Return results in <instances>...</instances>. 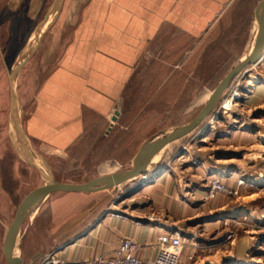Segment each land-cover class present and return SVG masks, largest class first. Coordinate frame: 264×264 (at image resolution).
Listing matches in <instances>:
<instances>
[{
  "label": "crops",
  "instance_id": "obj_1",
  "mask_svg": "<svg viewBox=\"0 0 264 264\" xmlns=\"http://www.w3.org/2000/svg\"><path fill=\"white\" fill-rule=\"evenodd\" d=\"M99 1L62 0L53 7L54 18L18 72L13 120L21 133L0 96L2 256L6 228L23 197L45 182L40 175L82 183L121 171L144 142L188 123L251 52L262 0ZM43 2L29 0L20 9L7 4L3 13L17 15L14 29L28 30L43 13ZM263 64L264 51L234 79L246 75L251 81L252 71ZM230 87L195 130L154 155L145 177L128 181L117 198L100 205L102 195L87 208V192L44 198L20 227L15 253L22 264H32L45 248L38 264H53L52 259L95 264L126 237L140 244L138 257L153 258L159 234L177 230L185 245L210 229L212 239L221 234L216 244L229 241L234 257L247 260L263 243L264 210L248 204L264 197V169L255 175L258 159L248 151L257 146L252 142L258 136L259 153L253 154L264 160V134H253L241 118L234 121L238 125L221 129L229 121L219 116L218 107ZM242 92L247 117L256 120L249 114L264 106V81L254 80ZM115 111L119 114L112 121ZM210 174L238 189L243 211L233 197L218 195L205 203ZM205 204L207 211H201ZM149 213L161 218L148 222ZM238 217L256 219L241 234ZM31 237L37 239L33 247ZM191 245L182 256L195 248Z\"/></svg>",
  "mask_w": 264,
  "mask_h": 264
},
{
  "label": "rangeland",
  "instance_id": "obj_2",
  "mask_svg": "<svg viewBox=\"0 0 264 264\" xmlns=\"http://www.w3.org/2000/svg\"><path fill=\"white\" fill-rule=\"evenodd\" d=\"M27 1L29 0H13L11 3L9 0H0V86L5 91V93L0 96L2 100L5 98V100L7 101L6 108L7 109L9 108L10 110L9 117L10 120L13 122V124H14V120H13L14 118L11 113V102H10L11 101L10 81L12 83L15 94V85L17 84V77L19 74L18 72L20 66L22 65V62L26 59L27 54L30 53V51H32V48L36 45L35 43H37L38 40L40 39L43 30L47 27V25H45L46 22L49 23L54 18V13H52L53 12L52 10H54L53 7L54 6L57 7L58 4H61L62 0H44L43 13L39 14L35 18V21L33 22L31 29L28 30L25 29L19 30V28L14 29L13 25L16 24L15 20H17V15H12V14L5 15L3 13V10L7 6V4L19 6L17 9H20V7H22ZM82 3H84V1H82ZM101 3L103 4V0H101ZM97 4L98 5L100 4L99 0H97ZM11 26L13 27L10 28ZM28 38L29 41L27 44H25ZM254 76H256L257 78L255 79ZM244 77L235 80L234 83L238 82L237 86L234 83L231 85L229 92L224 96L218 107L220 111L219 116L227 117V121H229V122H225L226 127L224 126L221 129L227 130L228 128H230V126L233 127L238 125L239 122L237 123L234 121L236 120L238 121V119L241 118L245 126H250L253 129L252 130L253 134H255L254 130H256L255 132H257V130H260L261 134H264V106L258 110H253V112L249 114L251 116L257 117L256 120L250 121L249 119L250 116L247 117L248 115L245 112L247 108H245V106L242 104L245 96L242 91L245 89V86L252 84L253 81L257 79L259 81H264V64L259 67H256L255 70L252 71V76L248 77V79H251V81L249 82L245 81ZM235 86L238 89L239 98L232 100L231 103H226V100L227 101L230 100L231 91L235 88ZM223 103L224 104L226 103L225 107H228L229 104L230 106L229 110L221 108ZM14 104L16 105L15 107H18V101L15 99V96H14ZM232 120L233 122H231ZM258 133L260 132H257L256 135H258ZM258 139L259 138L257 136V141L252 142V144H256L257 146H254L251 151H248V153L251 154V157L258 159L256 162V166L252 168L253 170L254 169L256 170L255 175L257 176H258L259 167H261L262 170L264 169V163L262 164L261 162H258V161H262L263 159L253 154V153H259ZM176 141H180V140H176ZM260 164L262 165L260 166ZM130 167L131 165H128L123 167V169L121 170L129 169ZM251 173L254 172L251 171ZM44 175L45 174L40 176L42 178L46 177L45 179H49V176L47 177L46 175L45 176ZM128 184L129 182H126V184H121L117 186V188L114 191H111L110 193H108L109 191L104 190V191H98V192L86 194L85 196L87 200L86 208L89 207L90 204L94 203L95 201H98V198H100L102 195L104 196L103 200L97 202V203L101 202L100 205H103V203H105L106 201H111L112 199L117 198L120 194L124 193V191L128 187ZM233 199L235 200L236 202L235 204L237 206L243 204L241 195L239 196V191L236 196H233ZM248 206L250 208H254L255 210H260V209L264 210V197L250 202ZM206 207L207 205L205 204V206H203V209L200 210L207 211ZM243 208L244 206L242 205L239 210L243 211L244 210ZM149 215H153L156 218V221H159V219L161 218L158 214L149 213L145 216V220ZM255 219L256 217H254L253 219H249L247 217L243 219L242 217H238L237 222L241 223V226L239 225L240 227L239 233L241 232V234H243L242 230L245 229V226L247 227V225L251 222H254ZM25 221L22 224L21 229H23L24 226L28 223L27 222L28 220ZM212 231H213L212 229L206 231L201 230L196 235V239L192 241L191 240L184 241L186 244L184 245V249L182 252L186 250L185 249L186 247L190 248L192 246L191 243L195 244V248L182 256L180 264H264V235L262 237L263 243L261 244V247H257L253 249L250 252L249 256H247L248 259L244 261L243 259H237L236 257H234L233 251L230 246L232 244H229L228 243L229 241L224 243V245H226L225 247L224 245H221L222 243L216 244L221 238L220 236L221 234H218L217 238L212 239L211 236L214 234V232ZM195 240H197V242ZM210 241H212L211 245H210ZM36 242L37 239L35 240V237L33 238L31 237L29 246L33 247L36 244ZM207 242L209 243L207 244ZM46 250L47 248H45L42 253H45ZM252 261L253 263H251ZM254 261L256 262L254 263ZM3 263H4V259L1 253V246H0V264Z\"/></svg>",
  "mask_w": 264,
  "mask_h": 264
},
{
  "label": "water",
  "instance_id": "obj_3",
  "mask_svg": "<svg viewBox=\"0 0 264 264\" xmlns=\"http://www.w3.org/2000/svg\"><path fill=\"white\" fill-rule=\"evenodd\" d=\"M256 20L258 30L254 44L249 55L234 66L210 94L207 102L197 112V114L186 124L175 127L167 132L160 133L150 140L144 142L132 159L129 169L121 170L106 175H101L89 179L82 183H65L45 179V182L29 191L18 204L14 216L6 228L2 252L4 256L3 264H22V260L16 255L17 237L23 222L35 210L38 204L47 196L54 192H87L93 193L104 191L112 187L124 184L139 176H145L148 172V165L154 155L159 153L166 145L176 141L195 130L216 108L223 92L231 84L233 79L247 66L256 63L264 51V0L260 1L256 9ZM11 113L15 119L14 90L10 81ZM115 111L111 120L115 121L118 115ZM14 126L21 133L19 124L14 121ZM46 178V177H45Z\"/></svg>",
  "mask_w": 264,
  "mask_h": 264
},
{
  "label": "built area",
  "instance_id": "obj_4",
  "mask_svg": "<svg viewBox=\"0 0 264 264\" xmlns=\"http://www.w3.org/2000/svg\"><path fill=\"white\" fill-rule=\"evenodd\" d=\"M234 79L231 85L235 82ZM237 83H234L237 86ZM235 88L231 91L230 100H226V103H231L232 100L239 98L238 89ZM225 103V104H226ZM225 104L221 108L229 110L230 106L225 107ZM145 177V176H143ZM207 192L204 195V201L209 202L215 199L218 195L233 197L238 194L237 188H230L222 182L221 178L217 175H208L206 178ZM115 216L120 217L122 215L114 213ZM146 220L148 222H156V218L153 215H149ZM157 250L153 258H140L137 256V251L140 248V244L132 238H123L113 251L111 256H103L97 259L95 264H180L183 250V240L179 231L163 232L157 237ZM43 254L37 255L32 264H38ZM38 258L36 262L35 259ZM51 262L56 264L57 259H52Z\"/></svg>",
  "mask_w": 264,
  "mask_h": 264
},
{
  "label": "bare ground",
  "instance_id": "obj_5",
  "mask_svg": "<svg viewBox=\"0 0 264 264\" xmlns=\"http://www.w3.org/2000/svg\"><path fill=\"white\" fill-rule=\"evenodd\" d=\"M47 20H48V19H47ZM41 22H43V21H41ZM46 23H47V22H46ZM41 30H42V29H41ZM166 132H167V131H166ZM150 167H152V161H150V163H149V165H148V168H150ZM170 232H171V231H170ZM37 258H39V256H38ZM37 258H36V259H37ZM36 259H35V260H36Z\"/></svg>",
  "mask_w": 264,
  "mask_h": 264
},
{
  "label": "trees",
  "instance_id": "obj_6",
  "mask_svg": "<svg viewBox=\"0 0 264 264\" xmlns=\"http://www.w3.org/2000/svg\"><path fill=\"white\" fill-rule=\"evenodd\" d=\"M261 242H263V240H261ZM261 244V243H260Z\"/></svg>",
  "mask_w": 264,
  "mask_h": 264
}]
</instances>
